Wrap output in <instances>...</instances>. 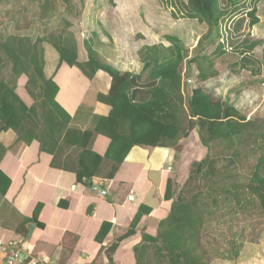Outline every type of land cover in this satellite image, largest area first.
I'll return each mask as SVG.
<instances>
[{
	"label": "trees",
	"instance_id": "obj_1",
	"mask_svg": "<svg viewBox=\"0 0 264 264\" xmlns=\"http://www.w3.org/2000/svg\"><path fill=\"white\" fill-rule=\"evenodd\" d=\"M5 0H0V4ZM70 4L71 0H63ZM114 2V0H111ZM239 0H188L187 11L183 17L197 19L207 25L208 30L199 39L198 52L188 60L184 42L177 35H166L171 45L145 46L142 52L144 72L149 71L147 83L142 74L135 71H123L99 57L93 40L87 39L84 45L87 60H79V43L66 32L58 35L38 37L27 43L20 36L9 35L0 43V58L3 54L12 62L14 80H8L0 74V132L15 130L20 139L41 142V149L56 156L65 147L79 150V181L91 185L92 179L99 175L104 161L110 163L107 178H113L120 165L134 145L176 146L182 137H188L197 129L201 142L207 148L202 160H195L185 187L176 195L175 181L167 183L165 198L172 200L169 215L161 220L157 235L143 234V239L135 247L136 264H156L148 257L150 250L157 264H210L204 246V233L207 224L216 217L219 209L233 212L244 210L251 204H258L264 214V119H248L233 103L215 96L205 87L198 85L189 90L182 64L194 63L201 82L212 79L218 74L215 61L224 56L229 47L241 55V59L232 66L248 70L252 75L261 72L259 63L251 56L261 44L259 40L243 39L241 43L231 45L224 39L223 25L228 14L227 8L236 6ZM249 26L260 22L257 7L247 12ZM175 14V13H174ZM178 16L177 14H175ZM245 16L237 20L242 27ZM71 23L68 22V25ZM43 41L59 54V63L79 66L92 78L98 70H104L112 76L108 94H99L101 100L112 107L108 116H97L94 126L81 129L71 125L72 116L59 104L56 95L58 84L45 73V49ZM264 47V42H262ZM207 45H214L207 51ZM3 63V62H2ZM26 75V89L34 99H40L31 106L16 92V82ZM185 93L188 94V108L185 106ZM190 94V95H189ZM97 134H104L111 140L104 155L95 152L91 143ZM215 142L225 144L230 153L227 166L220 170L211 157ZM253 144L256 162L245 179H239L230 169L241 155L244 145ZM6 147L0 144V159ZM53 165L57 164L53 161ZM2 180H5L3 183ZM194 180H203L205 185L197 191L192 188ZM9 185V179L0 169V188L3 192ZM221 205V206H220ZM151 209L141 206L132 220L127 232L119 236L106 248L108 264H115L114 253L125 238L136 233L142 216ZM40 206L32 217L25 218L24 232L28 233V223L42 226L38 220ZM215 215V216H214ZM111 228L110 222H104L96 235L103 242ZM227 252L222 257L232 258ZM240 248L235 247L234 256Z\"/></svg>",
	"mask_w": 264,
	"mask_h": 264
},
{
	"label": "crops",
	"instance_id": "obj_2",
	"mask_svg": "<svg viewBox=\"0 0 264 264\" xmlns=\"http://www.w3.org/2000/svg\"><path fill=\"white\" fill-rule=\"evenodd\" d=\"M153 45L156 44L147 46ZM158 45L168 47L171 43ZM144 47L139 51V60L131 62L134 67L126 70L142 74L147 83L150 79L149 71H143ZM79 54L81 62L87 60L83 51ZM59 60L58 52L46 46L45 73L59 86L56 100L72 116L71 125L83 130L92 128L97 116L111 112V105L101 100L99 94L109 93L112 76L98 70L90 78L79 66ZM114 66L121 69L115 63ZM25 79L16 92L31 106ZM216 89L220 93V88ZM225 91L222 98L237 106ZM188 97L185 93L186 108ZM198 137V131L193 130L188 137L180 138L176 146L134 145L113 178L106 177L110 163L104 161L100 174L89 185L77 178L76 148L65 147L55 156L42 150L37 139H20L13 129L1 131L0 144L6 152L0 159V169L9 185L5 192L0 188V242L5 248H0V264L14 260L16 251L24 259L14 264H45L43 260H48V264H108L106 248L127 232L140 207L147 206L151 210L142 216L136 233L122 240L114 253L115 264H136L134 247L142 241L143 234L157 235L161 220L171 211L172 200L165 198L168 180L187 179L192 161L207 155V148ZM110 142L108 136L97 134L91 148L104 155ZM195 154L201 155L194 157ZM39 206L38 220L43 225L28 223L29 231L25 233V218L32 217ZM104 222H110L111 228L105 240L98 242L96 235Z\"/></svg>",
	"mask_w": 264,
	"mask_h": 264
},
{
	"label": "rangeland",
	"instance_id": "obj_3",
	"mask_svg": "<svg viewBox=\"0 0 264 264\" xmlns=\"http://www.w3.org/2000/svg\"><path fill=\"white\" fill-rule=\"evenodd\" d=\"M187 2L188 0H71L70 4H66L63 0H5L0 4V43L7 36L15 35L25 38L30 44L38 37L58 35L66 30L77 39L81 54L82 51L84 55L87 54L84 41L92 38L94 48L102 60L113 65L115 63L121 70H126L134 67L131 65L133 60H139V51L143 46L169 43L165 36L173 34L184 42L188 60L198 52V41L208 27L197 19L182 16L187 11ZM254 6L257 7L260 22L249 26L250 16L247 12ZM227 11L223 25L224 39L228 45L231 42L239 44L246 38L259 40L261 44L251 56L259 63L261 72L252 75L248 70L233 67L241 59V55L231 47L215 61L218 74L210 80L200 81L194 63L184 62L181 70L185 77L195 80V84L186 85L189 90L201 85L213 95L221 97L226 90L225 95L235 99L237 107L248 119L261 121L264 119V0H239L236 6L228 7ZM243 16L246 19L242 27L238 28L237 20ZM68 22L71 24L68 25ZM43 45L52 50L54 48L47 41H43ZM213 48L214 45L207 48V51ZM3 57L5 61H0V74L13 81L15 76L12 73V62L5 54ZM25 78L26 75L18 78L16 90L23 86ZM221 85H224L223 88ZM24 87L32 104H37L38 109H41L40 99H34L28 93L26 84ZM217 87L220 90L222 88L220 93ZM252 148L253 144L244 145L238 160L230 167L239 179H245L256 162V152ZM229 153L225 144H213L211 157L220 170L227 166ZM200 155L195 154L194 157ZM177 178L176 195L182 189H187L185 182L188 177L180 181ZM204 183L203 180H194L190 188L197 191ZM228 210L219 209L216 217L207 224L203 240L210 264L218 261L228 264H264V214L258 204L255 202L244 210ZM235 247L240 248L236 257ZM225 252L232 258L222 257L221 254ZM148 257L157 264L152 250Z\"/></svg>",
	"mask_w": 264,
	"mask_h": 264
},
{
	"label": "built area",
	"instance_id": "obj_4",
	"mask_svg": "<svg viewBox=\"0 0 264 264\" xmlns=\"http://www.w3.org/2000/svg\"><path fill=\"white\" fill-rule=\"evenodd\" d=\"M184 71H185V70H184ZM183 76H184V73H183ZM185 82H186L187 85H193V84H195V80L192 79L191 77H185ZM0 248L5 249L4 246H3V243H2V242H0ZM13 256H14V260H9V261H8V264H14L15 261H22V260L24 259V258H23V255H22V253H21L20 251H16V252L13 254ZM43 261H44L45 264H46V263H47V264L49 263L48 260H43ZM52 264H56V263H53V262H52Z\"/></svg>",
	"mask_w": 264,
	"mask_h": 264
}]
</instances>
